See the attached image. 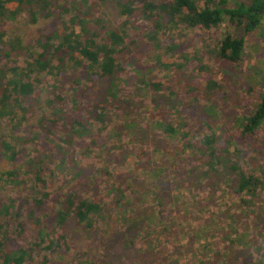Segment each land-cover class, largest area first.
<instances>
[{
	"label": "trees",
	"instance_id": "obj_1",
	"mask_svg": "<svg viewBox=\"0 0 264 264\" xmlns=\"http://www.w3.org/2000/svg\"><path fill=\"white\" fill-rule=\"evenodd\" d=\"M226 18L237 30L208 42L237 70L264 0H0V264H264L244 240L264 219V91L221 130L217 80L189 90L195 127L164 100L186 71L170 57Z\"/></svg>",
	"mask_w": 264,
	"mask_h": 264
},
{
	"label": "rangeland",
	"instance_id": "obj_2",
	"mask_svg": "<svg viewBox=\"0 0 264 264\" xmlns=\"http://www.w3.org/2000/svg\"><path fill=\"white\" fill-rule=\"evenodd\" d=\"M241 1L249 2L250 0H228V6H235L237 2ZM107 9L109 10L108 17L110 23H115V10H113L112 8L109 9V6L107 7ZM236 30V27L233 26V24L227 18L219 27H216L212 30L202 31L196 29V34H200V36H197V38H194V40H191L189 38L188 42L190 43V45L187 48L184 47V55L187 57V60L181 61L182 63H178L180 62L179 58H181L182 56L176 53H174V56L170 57L171 59H175L177 57V67H185V69H183L186 71L184 73L182 70H180L179 72H175V74H170V76H167V78L165 77L167 82L166 92L170 93H168V97L164 98V100L166 101L165 104L168 107L167 112L174 114H178L179 112L183 114H188L190 112L191 114L193 113L192 119H188V122L190 121L189 123L193 124V126L195 127L197 125L198 116L196 110L198 107H196V105V108H194V95H196L197 92L194 93V95L191 92L193 87L198 88L199 85L203 87L207 85L209 80H217L222 85L221 91L226 93V95L223 96L216 95L214 101L219 106L214 107L212 109L209 108L210 112L212 111L213 115L219 114L221 116L219 119L211 117L212 123L217 128L219 127V130H221L220 127L227 124L229 120H235L237 116L243 113V109L240 106H237L238 100H240V102L243 104L246 102L247 109L252 110L256 107L259 102L260 94L262 93V91H264V31L258 32L257 30L247 36L245 61L241 68L237 70H233L229 63L224 64L223 62H217L214 55L215 51H213L212 47L208 42V38H210V36L212 35V38L215 41L217 38H220L225 35L227 31ZM137 32L138 33L135 34V37L140 38L141 32ZM178 38H181L180 42H183L184 40L188 39H184V35L179 36ZM179 39H177V41H179ZM144 50L148 54L147 58H150L151 56L160 52V48L158 49L152 45L146 46ZM139 52L141 53L142 51L137 50V53ZM160 55L170 56L171 54H164V52H162V54ZM147 58H144L141 64L144 67L150 69V61L146 62ZM203 65H206L207 67H202ZM160 67V70L157 69L158 71H155L157 75L160 76V78L164 77L166 72L172 71L168 68L165 69V67L163 66ZM183 82H185L184 85ZM249 84H252L253 86L256 85V89L252 90L250 93L245 90L249 87ZM103 86L100 85L99 91H101V88H103ZM189 90H191V92ZM157 94L162 95V90ZM93 95L94 97L98 98L102 94L100 95V93L96 91L93 93ZM143 98H146L145 94L140 99V102L143 101ZM182 100H184V103L187 102V105L192 104V108H190L191 111L189 109H184L181 111L177 109V107L180 106L179 103H181ZM137 102V104L140 105L139 101ZM196 103L198 104V102ZM146 105L147 104L144 103L142 106L143 108H145L144 112L146 113V110H148V113L152 112L153 105L151 104V107ZM208 107L209 105H203L202 109H200L201 112L203 113L205 109H208ZM167 140L168 142L172 141L171 139ZM258 143L264 150V131L261 133L260 141H258ZM174 217L177 219V214H174ZM176 221L179 222V219H177ZM249 228L250 229L244 236L245 242L248 239H253V242L256 245H261V248L264 249V219H261L259 217L253 218V221L250 224ZM177 234L180 233H173V236L177 237ZM182 234H180V239L183 238ZM251 235L253 236L250 237ZM197 242L199 243L200 241L197 240ZM120 246L121 243H118L117 245L115 244V251H117ZM133 251L134 250L131 249L128 250V253H126V255H128V257L136 255L133 254ZM174 252L176 254L175 258H177L179 253L183 254V247L179 244L178 246H176ZM217 253L222 254L220 258L217 257L219 261L225 259V256L223 257V255L225 254L224 251H220ZM117 261H119V258L115 255V262Z\"/></svg>",
	"mask_w": 264,
	"mask_h": 264
}]
</instances>
